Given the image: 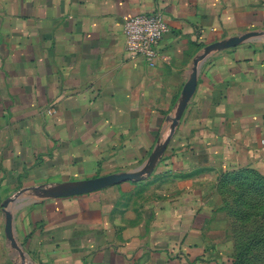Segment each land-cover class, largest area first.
I'll return each instance as SVG.
<instances>
[{
	"label": "crops",
	"instance_id": "crops-1",
	"mask_svg": "<svg viewBox=\"0 0 264 264\" xmlns=\"http://www.w3.org/2000/svg\"><path fill=\"white\" fill-rule=\"evenodd\" d=\"M139 14L169 28L154 64L126 52ZM249 33L201 62L178 118L205 49ZM158 148L148 194L71 193ZM245 171L264 175V0H0V264H226L203 186Z\"/></svg>",
	"mask_w": 264,
	"mask_h": 264
},
{
	"label": "rangeland",
	"instance_id": "rangeland-1",
	"mask_svg": "<svg viewBox=\"0 0 264 264\" xmlns=\"http://www.w3.org/2000/svg\"><path fill=\"white\" fill-rule=\"evenodd\" d=\"M144 176L148 194L149 176L145 173L141 180ZM170 177L175 178L164 174L161 181ZM208 178L203 188L212 207L208 234L211 245L226 264H264V175L215 172Z\"/></svg>",
	"mask_w": 264,
	"mask_h": 264
},
{
	"label": "water",
	"instance_id": "water-1",
	"mask_svg": "<svg viewBox=\"0 0 264 264\" xmlns=\"http://www.w3.org/2000/svg\"><path fill=\"white\" fill-rule=\"evenodd\" d=\"M258 36L256 33H249L246 34L242 37H235L231 38L229 40L223 41V42H218L215 44H212L208 46L205 49V53L195 61V68L191 74V77L187 84L185 85L182 93V100L179 106V111H178V118H180L185 111L188 102L194 95L197 87V78H198V69L199 66L201 65V62L207 58V56L214 50H219V49H228L232 47H236L240 45L242 42L245 40ZM174 123H177V120L174 121ZM162 150L163 148H158L150 157L148 163L146 164L145 167H143L140 170H137L132 173H122V174H115V175H110L106 176L97 180L89 181L82 183L78 185L76 188L72 190V194H81V193H87L91 191H95L98 189H102L104 187L120 184L123 182L127 181H138L141 180L142 176L145 175H150L154 166L158 162L160 156L162 155ZM11 202H7L4 206L5 208L10 207ZM5 215H6V226H5V233L8 239L11 241L12 245L16 246V241L14 238V226H13V215L9 210L5 209Z\"/></svg>",
	"mask_w": 264,
	"mask_h": 264
},
{
	"label": "built area",
	"instance_id": "built-area-1",
	"mask_svg": "<svg viewBox=\"0 0 264 264\" xmlns=\"http://www.w3.org/2000/svg\"><path fill=\"white\" fill-rule=\"evenodd\" d=\"M169 28L160 14H139L124 20V38L127 54L143 57L154 64L157 59L158 46ZM54 115V110H48Z\"/></svg>",
	"mask_w": 264,
	"mask_h": 264
},
{
	"label": "trees",
	"instance_id": "trees-1",
	"mask_svg": "<svg viewBox=\"0 0 264 264\" xmlns=\"http://www.w3.org/2000/svg\"><path fill=\"white\" fill-rule=\"evenodd\" d=\"M249 172H251V171H249ZM254 173H256V172H254Z\"/></svg>",
	"mask_w": 264,
	"mask_h": 264
}]
</instances>
